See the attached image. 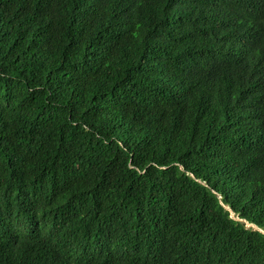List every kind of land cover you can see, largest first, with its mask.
I'll return each instance as SVG.
<instances>
[{
    "label": "trees",
    "instance_id": "obj_1",
    "mask_svg": "<svg viewBox=\"0 0 264 264\" xmlns=\"http://www.w3.org/2000/svg\"><path fill=\"white\" fill-rule=\"evenodd\" d=\"M0 264H264V0H0Z\"/></svg>",
    "mask_w": 264,
    "mask_h": 264
},
{
    "label": "rangeland",
    "instance_id": "obj_2",
    "mask_svg": "<svg viewBox=\"0 0 264 264\" xmlns=\"http://www.w3.org/2000/svg\"><path fill=\"white\" fill-rule=\"evenodd\" d=\"M247 226H250L249 224H246Z\"/></svg>",
    "mask_w": 264,
    "mask_h": 264
}]
</instances>
